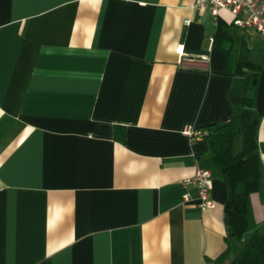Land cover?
Here are the masks:
<instances>
[{
    "label": "crops",
    "instance_id": "crops-1",
    "mask_svg": "<svg viewBox=\"0 0 264 264\" xmlns=\"http://www.w3.org/2000/svg\"><path fill=\"white\" fill-rule=\"evenodd\" d=\"M194 3L0 0V264H228L221 169L183 130L235 109L232 14ZM254 96L264 171V57ZM249 200L264 226V181Z\"/></svg>",
    "mask_w": 264,
    "mask_h": 264
},
{
    "label": "trees",
    "instance_id": "trees-1",
    "mask_svg": "<svg viewBox=\"0 0 264 264\" xmlns=\"http://www.w3.org/2000/svg\"><path fill=\"white\" fill-rule=\"evenodd\" d=\"M228 27V30H218L229 38L228 66L230 74L235 77L229 95L235 109L224 122L209 124L202 130L207 132L203 136L207 142L206 150L220 167L227 188L223 206L226 239L228 243L237 240L239 247L230 256L228 244L213 261L226 259L228 264H264V229L252 226L248 219L249 196L262 191L264 181L257 150L261 117L254 106L255 85L263 68L264 46L259 42L260 34L254 29L240 30L232 22ZM248 89L253 91L252 96H246Z\"/></svg>",
    "mask_w": 264,
    "mask_h": 264
},
{
    "label": "built area",
    "instance_id": "built-area-1",
    "mask_svg": "<svg viewBox=\"0 0 264 264\" xmlns=\"http://www.w3.org/2000/svg\"><path fill=\"white\" fill-rule=\"evenodd\" d=\"M194 7L209 8L211 15L217 19L219 11L224 9L232 14V23L240 29L251 28L264 36V0H195ZM189 20H185L187 25ZM184 134L190 139L203 138L207 132L202 129L186 127ZM185 185H192L196 190V201L199 208L213 207L210 197L212 179L209 171L203 167H197L193 174L186 178ZM189 200V195L184 196Z\"/></svg>",
    "mask_w": 264,
    "mask_h": 264
},
{
    "label": "rangeland",
    "instance_id": "rangeland-1",
    "mask_svg": "<svg viewBox=\"0 0 264 264\" xmlns=\"http://www.w3.org/2000/svg\"><path fill=\"white\" fill-rule=\"evenodd\" d=\"M230 17V16H229ZM230 19H232V17H230ZM253 95V91L248 89V91L246 92V96H252ZM249 203H250V200H249ZM251 205V204H250ZM252 211V210H251ZM249 219L251 221V223L253 224V226H258L260 228V230H263L264 228L260 225V224H257L255 223L256 219L253 218V215L249 216ZM256 224V225H255ZM235 253V252H234ZM234 253H230V256H232Z\"/></svg>",
    "mask_w": 264,
    "mask_h": 264
}]
</instances>
